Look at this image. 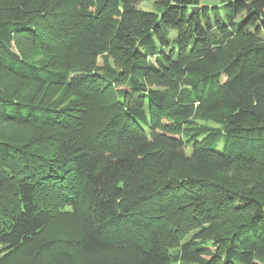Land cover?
I'll list each match as a JSON object with an SVG mask.
<instances>
[{
  "label": "trees",
  "instance_id": "16d2710c",
  "mask_svg": "<svg viewBox=\"0 0 264 264\" xmlns=\"http://www.w3.org/2000/svg\"><path fill=\"white\" fill-rule=\"evenodd\" d=\"M141 1L0 0V264L65 206L84 253L264 264V0Z\"/></svg>",
  "mask_w": 264,
  "mask_h": 264
},
{
  "label": "rangeland",
  "instance_id": "374dc122",
  "mask_svg": "<svg viewBox=\"0 0 264 264\" xmlns=\"http://www.w3.org/2000/svg\"><path fill=\"white\" fill-rule=\"evenodd\" d=\"M200 4L208 6L220 5V0H200ZM137 7L141 10L158 12L157 0H142L137 5ZM175 35L176 33L174 30H168V39L171 41V45L174 43L172 40L175 38ZM171 45L170 47H172ZM22 47L25 49V51H30L32 49L27 45H23ZM10 48L13 52H18L15 40L11 42ZM169 48H164V52L168 53ZM104 58L105 55L99 57L98 64H102ZM29 61L42 66L43 64L47 63V56H45L44 53L37 52L30 56ZM107 61L113 65L111 58L107 57ZM148 61L151 63H156L157 58L152 57L148 59ZM72 75L73 74L71 73L70 77ZM30 87L26 91H29ZM44 95H52V97H58L60 95L59 97L61 98L65 97L62 96V90H57V88L49 92L46 90ZM178 121L183 124V126L190 127L193 130L198 128H221V125L215 123L214 121L203 120L195 115H190L186 118H179ZM0 127L3 126L0 125ZM40 128L42 130L46 129L45 134H50V132H53L49 127ZM24 131L26 130L24 129ZM14 137H22V134L14 135ZM221 143L222 140L219 141V146ZM191 148L192 142L185 144L184 151L187 155L190 154ZM69 211V207L67 206L60 207L59 212H57V215L52 218L49 226L44 230V232L39 236H35L32 241L15 251L11 256H9V260L18 258L20 261H25L27 264H126L125 260L130 254L126 249L84 253L83 251L74 247L72 244L69 245L67 242L68 239L74 237L79 230V223L77 219L74 217V215L70 214ZM53 241L56 243L52 244L49 248L50 243ZM50 250H52L53 254L50 253Z\"/></svg>",
  "mask_w": 264,
  "mask_h": 264
}]
</instances>
